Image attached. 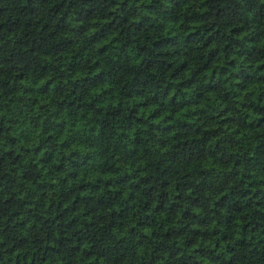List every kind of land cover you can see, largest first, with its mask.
I'll list each match as a JSON object with an SVG mask.
<instances>
[{"label":"trees","instance_id":"16d2710c","mask_svg":"<svg viewBox=\"0 0 264 264\" xmlns=\"http://www.w3.org/2000/svg\"><path fill=\"white\" fill-rule=\"evenodd\" d=\"M0 264H264V0H0Z\"/></svg>","mask_w":264,"mask_h":264}]
</instances>
